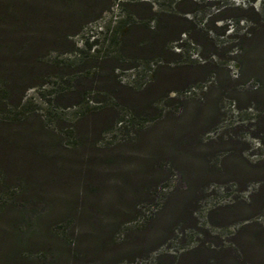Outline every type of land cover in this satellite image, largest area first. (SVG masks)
<instances>
[{"label": "rangeland", "instance_id": "obj_1", "mask_svg": "<svg viewBox=\"0 0 264 264\" xmlns=\"http://www.w3.org/2000/svg\"><path fill=\"white\" fill-rule=\"evenodd\" d=\"M73 2L75 20L48 6L52 26L33 30L58 27L75 51L40 56L121 70L112 92L53 79L0 106V264H180L195 249L243 264L237 243L264 235V0Z\"/></svg>", "mask_w": 264, "mask_h": 264}, {"label": "trees", "instance_id": "obj_2", "mask_svg": "<svg viewBox=\"0 0 264 264\" xmlns=\"http://www.w3.org/2000/svg\"><path fill=\"white\" fill-rule=\"evenodd\" d=\"M48 6H52L59 10V15L58 13H56V15L61 23L75 20L72 17V12L79 9L78 5H76L73 0H0V106L9 113H11V111L8 110L9 108L20 107L26 91L50 84L55 86L56 82L54 83V81H52L53 79L63 81L62 83L67 85L72 92L78 87L80 88L79 83L81 81H87L88 85L91 87L95 84L106 86L108 89L105 90L112 92V84L114 82H111L109 79H112L115 70H121L118 66L110 68L105 63V61L108 60L105 58H98L97 56L90 57V63L88 65H83L87 60L86 58H82L76 67L66 72L62 71L58 63L53 62L49 64L47 61H44L43 59L45 56H40L39 53L44 46L46 47L47 45L56 50H60L59 48L63 46L65 48L63 52L57 51V53L60 52L59 55L73 53L75 51L74 44L68 39V36L65 37V43L63 35V37L58 40L60 37V34L57 32V30L59 31L58 27L51 28V30L54 29L55 31L52 35V41L39 38L40 35H42V27L44 28L43 30H45V27L49 25L52 26L46 19L45 10L48 9ZM74 15L75 14H73V16ZM35 25H40L42 27H40L39 30H33V26ZM50 26L48 28H50ZM127 26V32H125L126 34L121 43V45H123L120 48L121 52L125 51V43L128 38H132L131 34L134 27L131 28L129 25ZM145 26H143V28L147 33L148 27L147 25ZM249 35L251 37V33H249ZM59 41L64 45H59ZM250 41L249 45L251 44V49H256L258 39ZM250 46L249 49H243L244 56H246L248 52L250 53ZM90 47L91 45L88 46L89 50ZM50 52L51 51L48 53ZM131 67L133 66H130V68ZM102 75L107 76V79L105 78L107 82L102 81L101 83L100 78ZM114 77L117 79L115 75ZM59 81L56 86L59 84ZM115 83L117 84V82ZM89 86H83L85 90H82L79 95L81 99L89 92H93ZM257 92L264 93V83L258 88ZM89 100L97 104L101 102L94 98ZM1 116L5 117L3 119L10 118L7 117V115ZM5 142L6 141L0 140V152H4L5 149H8V145ZM6 190L4 188L5 193ZM12 196L13 194L10 195L11 198L9 197L11 203L13 202ZM13 204L14 203L11 205ZM64 227L65 226H62V224L59 225V232H63L65 230ZM246 228V226H243L240 231L243 232ZM245 236L243 241L237 243L239 253L235 255L236 260L240 258L244 260L243 264H249L251 260L256 258L255 260L260 262L259 264H264V235L250 232L246 233ZM186 257H190L189 261H187L188 263L184 260L180 261V264H209L210 261L214 264H218L219 262V260H216L215 256L206 258L205 253L199 252L198 249L184 253L181 255L180 260ZM235 258L231 259L233 263L236 261ZM234 264L237 263L235 262Z\"/></svg>", "mask_w": 264, "mask_h": 264}]
</instances>
